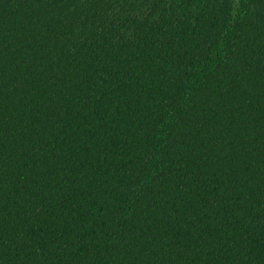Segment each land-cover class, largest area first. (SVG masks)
<instances>
[{
    "label": "trees",
    "instance_id": "trees-1",
    "mask_svg": "<svg viewBox=\"0 0 264 264\" xmlns=\"http://www.w3.org/2000/svg\"><path fill=\"white\" fill-rule=\"evenodd\" d=\"M0 264H264V0H0Z\"/></svg>",
    "mask_w": 264,
    "mask_h": 264
}]
</instances>
